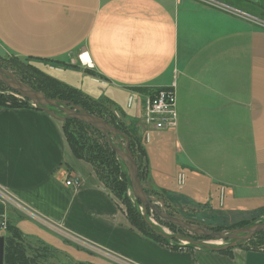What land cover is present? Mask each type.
I'll use <instances>...</instances> for the list:
<instances>
[{
  "label": "crops",
  "instance_id": "crops-1",
  "mask_svg": "<svg viewBox=\"0 0 264 264\" xmlns=\"http://www.w3.org/2000/svg\"><path fill=\"white\" fill-rule=\"evenodd\" d=\"M0 50L64 63L53 76L110 99L140 133L145 96L131 88L175 83L177 127L143 139L145 182L169 193L175 173L188 202L264 209V0H0ZM0 191L34 214L0 195V236L6 221L53 250L67 252V232L127 264H264V249L172 250L132 229L38 108L0 107Z\"/></svg>",
  "mask_w": 264,
  "mask_h": 264
},
{
  "label": "trees",
  "instance_id": "trees-1",
  "mask_svg": "<svg viewBox=\"0 0 264 264\" xmlns=\"http://www.w3.org/2000/svg\"><path fill=\"white\" fill-rule=\"evenodd\" d=\"M42 61L54 62L49 60ZM47 82H49V85L51 86H57V88H55V92L62 100L70 101L72 102V105L82 108L89 114L106 120L129 138L130 150L138 165L139 177L141 179L142 171L147 170V158L140 138L141 135L138 130L139 127L136 126L137 123L135 121H131V119L118 105L106 97L94 99L81 90L60 81H55L53 79L52 81H49V79H47ZM33 89L42 92L37 88ZM131 91L144 96H150L156 92L155 90L142 87L131 88ZM46 95L51 97L48 94ZM17 96L18 95L16 93L9 90L8 87L0 82V107L11 109L34 108L29 104V101L23 100ZM112 109L120 113V116L117 115L118 118L114 115ZM121 118H124V120ZM63 129L74 155L78 159L90 163L94 167L99 179L117 199H121L126 205L127 217L132 229L140 232L144 237L172 250L194 249V247L189 246L180 248L178 246L171 245L168 239L155 234L154 231L145 223L141 214L136 210L128 197V178L122 171L123 164L119 160L116 152L108 143L105 136L100 131L74 118H69L64 121ZM141 156L145 159L144 166H141ZM165 194L170 196L167 192H165ZM262 210L263 209H261V211ZM154 218L160 224L169 228L173 233H178L185 238H191L194 240L205 239L203 237L192 235L184 229H180L169 222L163 221L157 215H154ZM208 230L217 232L221 231L209 228ZM5 239V264H47L50 258L49 253L52 252L51 248L44 245H42L43 247L41 249L30 247L29 243L26 242L23 233L14 225L7 224ZM260 244H264V232L259 233L247 243L249 247L255 249H257L255 246ZM231 251L232 248L226 249L223 252L230 253ZM77 264L93 263L80 262Z\"/></svg>",
  "mask_w": 264,
  "mask_h": 264
},
{
  "label": "rangeland",
  "instance_id": "rangeland-1",
  "mask_svg": "<svg viewBox=\"0 0 264 264\" xmlns=\"http://www.w3.org/2000/svg\"><path fill=\"white\" fill-rule=\"evenodd\" d=\"M58 66H65L67 68H70L64 63L46 62L42 60L17 57L15 55L8 54L0 50V69L5 71L9 75H13L19 81L28 85L32 89L37 88L41 90L42 92L40 91L38 92L44 94L49 99L68 102L69 103L68 106H62L63 109L65 110L69 108L72 109L73 108L72 102L62 100L60 96L57 95V93L55 92V88H57V86L56 85L51 86L49 85V82H47V79H49V81H52V79L55 81H60L55 76H53L54 75L53 72L49 71L50 69L56 68ZM46 94L50 95L51 97H48ZM29 104L33 106L34 108H36L31 101H29ZM48 109L55 112L59 116H62V117L65 116L64 111L61 110L60 108H48ZM112 112H114V115L117 118H118L117 115L120 116V113L118 111L112 109ZM121 119L124 120V118H121ZM140 138L144 146L145 141L143 140L144 138H142V135ZM117 140L125 145V141L123 140L122 137L118 136ZM120 161L123 164L122 171L127 175V178H128V188H129L128 197L130 198L136 210L141 214L145 223L149 226L150 229L154 231L155 234L160 235V237H163L165 239H168L171 245L178 246L180 248L189 246V247H194V249H206L204 248V246H207V245L212 246V247H227V245L231 244L230 242H227V243L222 242V244H218V242H221V241L210 240V239L194 240L191 238H185L178 233H173L169 228L160 224L154 218L155 214L149 210H145L141 202L138 201L134 197V194L132 192L128 168L123 163L122 160ZM140 161H141V166H144L145 159L143 156H141ZM145 174H146V171H142V174H141L142 178L140 179V181L147 195L154 199V203L158 205L159 208L163 209L166 213L171 214L172 216L178 217L190 224L202 227L207 230L209 228V229H217L221 231H234V230L241 229V228L252 227L256 224H260L264 222V209L261 211L260 205L252 204L254 202L250 204L249 203H239L238 205L234 206L232 209H230L229 206H227L226 208H222L219 206L218 202L213 207H211L210 205H206V204L205 205L195 204V203L186 201L184 197L177 196V194L179 193L184 194L185 192L190 191L189 189H192V188L180 187L178 185L177 176H175V173L170 175V178L168 180L171 182V184L168 183L169 184L168 189L170 190L169 192L170 196L165 194V191L152 189L145 182ZM117 200L119 204L123 207V209L126 211V215H127L126 205L123 203L121 199H117ZM7 201H8L7 203L11 204L13 208H17L18 205L14 201L10 199H7ZM3 231H5V235H6V230L3 229ZM26 242L29 243L30 247L35 248V249H41L43 247L42 245H44L37 240H27L26 239ZM247 243H244L240 246L251 248L247 245ZM69 244L70 245L63 244V246H68V248L66 247L67 252L56 250V249L55 250L51 249L52 252L49 253L50 258L47 264H77L80 262L93 263V264H117L114 261H110V259L108 258L106 259L102 255L98 253H94L86 249L85 247L78 245L74 242H70ZM255 247L257 249H264V244L256 245Z\"/></svg>",
  "mask_w": 264,
  "mask_h": 264
},
{
  "label": "water",
  "instance_id": "water-1",
  "mask_svg": "<svg viewBox=\"0 0 264 264\" xmlns=\"http://www.w3.org/2000/svg\"><path fill=\"white\" fill-rule=\"evenodd\" d=\"M0 82L5 84L11 91L16 93L19 97L24 100L31 101L33 105L50 115L51 117L59 120L66 121L69 118H74L79 121H82L100 131L107 139L110 146L116 152L118 158L123 161L127 166L129 171V177L132 187V192L134 197L141 202L145 210H150L155 215H157L161 220L169 222L180 229H184L188 233L203 237L205 239L217 240L221 242H230V245L227 247H212L204 246L206 249L223 251L230 248L238 247L244 243L249 242L259 233L264 232V222L256 224L252 227L241 228L234 231H210L202 227L190 224L178 217L172 216L166 213L163 209L159 208L158 205L154 203V199L149 197L144 191L143 186L139 177V168L136 163V160L130 150V141L129 138L121 133L115 127H112L102 118L91 115L88 112L84 111L80 107L72 105V109H63L62 106H68V102H63L60 100H53L47 98L44 94L35 91L28 85L22 83L13 75L7 74L5 71L0 69ZM60 108L64 111V117L57 115L55 112L51 111L48 108ZM120 136L125 141V145L117 140V137ZM117 140V141H116ZM5 248H6V239L4 236H0V264H5Z\"/></svg>",
  "mask_w": 264,
  "mask_h": 264
},
{
  "label": "built area",
  "instance_id": "built-area-1",
  "mask_svg": "<svg viewBox=\"0 0 264 264\" xmlns=\"http://www.w3.org/2000/svg\"><path fill=\"white\" fill-rule=\"evenodd\" d=\"M85 54H82L79 56L80 60L83 62V57ZM87 66V68H92L91 63L86 62V64H83ZM144 106H143V115H142V127L143 131L141 133L142 137L144 139L149 140L150 139V132L152 130H168V129H175L177 127V111H176V84L173 83L169 87L162 88L157 90L153 95L145 96L144 100ZM136 104V101H134L133 98H130L128 101V108H133ZM180 183H183V176H180ZM67 185L71 186H79L80 181L76 179L75 181L69 180L67 181ZM0 195L3 196V193L0 191ZM3 198H6V195L3 196ZM17 204V203H16ZM19 208L24 209L20 204H17ZM27 214L31 217L34 216L30 211L25 210ZM1 228L6 230L7 229V223L4 221L1 224ZM61 235L68 241L74 242L78 245H81L85 247L86 249L98 253L102 256H107L108 259L111 261H114L117 264H127L125 262H122L118 259H116L113 256L106 255L102 251H100L98 248L94 247L93 245H90L83 240H80L73 235L67 233V232H61Z\"/></svg>",
  "mask_w": 264,
  "mask_h": 264
},
{
  "label": "bare ground",
  "instance_id": "bare-ground-1",
  "mask_svg": "<svg viewBox=\"0 0 264 264\" xmlns=\"http://www.w3.org/2000/svg\"><path fill=\"white\" fill-rule=\"evenodd\" d=\"M84 61H88L87 55L83 59ZM90 60V59H89ZM217 244V243H216ZM218 244H222V242H218Z\"/></svg>",
  "mask_w": 264,
  "mask_h": 264
}]
</instances>
